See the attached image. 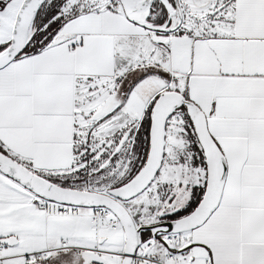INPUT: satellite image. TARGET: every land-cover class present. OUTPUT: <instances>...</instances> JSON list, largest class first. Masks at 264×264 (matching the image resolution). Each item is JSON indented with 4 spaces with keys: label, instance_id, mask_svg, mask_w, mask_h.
I'll list each match as a JSON object with an SVG mask.
<instances>
[{
    "label": "snow or ice",
    "instance_id": "snow-or-ice-1",
    "mask_svg": "<svg viewBox=\"0 0 264 264\" xmlns=\"http://www.w3.org/2000/svg\"><path fill=\"white\" fill-rule=\"evenodd\" d=\"M0 264H264V0H0Z\"/></svg>",
    "mask_w": 264,
    "mask_h": 264
}]
</instances>
